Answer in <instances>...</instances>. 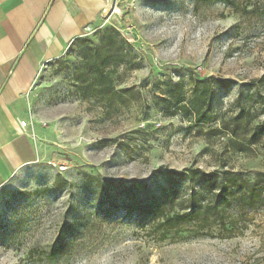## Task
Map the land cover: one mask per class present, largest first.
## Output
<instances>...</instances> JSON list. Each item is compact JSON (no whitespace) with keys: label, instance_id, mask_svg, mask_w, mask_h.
Returning a JSON list of instances; mask_svg holds the SVG:
<instances>
[{"label":"rangeland","instance_id":"374dc122","mask_svg":"<svg viewBox=\"0 0 264 264\" xmlns=\"http://www.w3.org/2000/svg\"><path fill=\"white\" fill-rule=\"evenodd\" d=\"M103 1L87 37L115 28L137 67L115 77L110 115L80 100L58 59L38 68L25 114L47 152L0 189V264H264V203L232 223L226 215L202 229L184 225L173 239L147 226L169 171L229 170L246 180L264 172V142L241 154L229 135L242 110L256 118L239 133L264 125V0ZM210 76L234 84L214 88L207 123L163 115L162 83L189 92L192 80ZM84 173L147 187L104 193Z\"/></svg>","mask_w":264,"mask_h":264},{"label":"trees","instance_id":"16d2710c","mask_svg":"<svg viewBox=\"0 0 264 264\" xmlns=\"http://www.w3.org/2000/svg\"><path fill=\"white\" fill-rule=\"evenodd\" d=\"M64 56L75 59L71 64L62 57L57 60L67 72L75 94L93 106L100 104L105 115H110L118 92L114 85L115 77L120 70L132 72L137 67V55L131 44L115 28L107 27L97 34L96 40L87 36L75 38ZM191 82L189 92L182 82L162 83L157 105L166 117L180 116L192 124L203 125L210 118L214 88L227 89L234 82L213 76ZM255 118L256 115L251 117L242 110L232 119L233 130L229 135L234 152L247 154L252 146L264 142L263 124H256L250 133H239L240 122L248 127ZM83 176L88 183L96 182L104 193L117 190L124 197L147 187L142 182L114 183L86 173ZM165 176V200L147 224L148 230L158 235L160 240L179 236L187 224L202 229L212 219L222 220L226 215L227 222L232 223L244 210L258 209L264 203V172H255L252 180H246L229 170L205 173L192 167L179 173L169 171ZM233 209L235 212L231 214Z\"/></svg>","mask_w":264,"mask_h":264},{"label":"crops","instance_id":"0c3cea01","mask_svg":"<svg viewBox=\"0 0 264 264\" xmlns=\"http://www.w3.org/2000/svg\"><path fill=\"white\" fill-rule=\"evenodd\" d=\"M103 0H0V189L45 159L25 114L38 68L87 36Z\"/></svg>","mask_w":264,"mask_h":264}]
</instances>
